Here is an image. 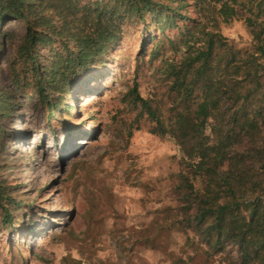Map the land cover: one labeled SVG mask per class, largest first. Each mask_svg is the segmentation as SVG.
Masks as SVG:
<instances>
[{
	"label": "rangeland",
	"instance_id": "obj_1",
	"mask_svg": "<svg viewBox=\"0 0 264 264\" xmlns=\"http://www.w3.org/2000/svg\"><path fill=\"white\" fill-rule=\"evenodd\" d=\"M154 1L200 22L194 37L183 36L187 22L180 19L171 28L167 19L149 15L141 23L121 13L114 17L118 40L62 93H42L38 83L51 78L56 59L78 51L68 30L92 33L94 18L70 15L67 30L49 13L57 33L48 50H37V76L32 64L14 63L25 26L3 24L12 38L0 51V264H223L199 237L171 227L179 175L188 170L174 139L152 134L156 125L135 96L165 122L174 97L169 65L200 48L206 32L250 50L248 14L238 8L239 19L223 23L220 0ZM190 179L203 188L201 179ZM226 250L236 255L231 245Z\"/></svg>",
	"mask_w": 264,
	"mask_h": 264
},
{
	"label": "trees",
	"instance_id": "obj_2",
	"mask_svg": "<svg viewBox=\"0 0 264 264\" xmlns=\"http://www.w3.org/2000/svg\"><path fill=\"white\" fill-rule=\"evenodd\" d=\"M54 1L0 0V51L12 38L3 24L22 23L25 31L14 63L32 64L36 76L37 50L40 46L48 50L46 41L57 33L49 13L55 11L67 30L70 15L84 12L94 18L92 33L68 30L78 51L56 59L51 78L38 83L42 93H62L118 40L114 17L121 13L141 23L149 15L158 23L167 19L171 28L178 27L174 23L180 19L190 24H184L183 34L189 39L200 26L154 0H88L85 5L81 0H58L64 9ZM238 8L248 14L244 22L252 35L250 50H237L219 33L206 32L200 48L168 67L174 97L165 122L150 101L138 95L135 101L156 125L152 134L174 139L182 154L180 164L190 177L202 180L203 188L197 190L189 176L179 175V216L171 227L199 237L209 255L224 256L223 264H264V0H220L216 14L229 23L239 19ZM164 11L170 14L165 16ZM70 110L65 107L66 113ZM226 244L236 249L235 256Z\"/></svg>",
	"mask_w": 264,
	"mask_h": 264
}]
</instances>
